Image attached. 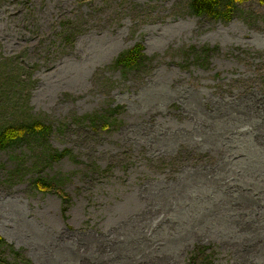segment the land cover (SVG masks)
<instances>
[{
	"label": "rangeland",
	"instance_id": "1",
	"mask_svg": "<svg viewBox=\"0 0 264 264\" xmlns=\"http://www.w3.org/2000/svg\"><path fill=\"white\" fill-rule=\"evenodd\" d=\"M189 1L0 2V53L21 61L27 67L24 74L33 75L34 82L25 84L31 113L54 125L55 147L70 148L77 156L43 172L69 177L65 186L73 205L64 214L59 198L29 188L27 177L22 180L25 170L8 174L26 156L0 153V234L23 248L34 264H111L100 250L102 241L91 237H115L118 233L112 230L122 222L154 207L141 198V186L157 179L177 184L182 193L169 213L173 221H181L178 235L193 229L206 234L200 243L217 245L207 250L214 252L215 264H239L241 245L235 246L236 240L243 234L264 235V149L254 146L253 132L246 131L252 120L205 116L206 128L201 118L191 119L171 107L178 101L192 110L200 101H233L248 85L260 89L264 4L244 3L232 21L224 22L190 15ZM137 43L155 57L151 73L134 82L132 75L107 70ZM193 47L219 51H211L209 67H203L193 63ZM119 104L126 108L119 116L126 122L122 130L90 125ZM184 128L191 143L197 138L201 147L215 143L216 148L210 155L180 160L175 134ZM94 160L104 168L114 164L107 173L95 172L81 181V172ZM191 172L195 175L189 176ZM180 174L181 181L173 182ZM241 195L249 198L245 206L236 205ZM160 231L149 229L162 239L173 230L168 224ZM166 246L177 247L172 242ZM259 249L249 258L264 264V247ZM123 253L115 264H131L132 253Z\"/></svg>",
	"mask_w": 264,
	"mask_h": 264
},
{
	"label": "trees",
	"instance_id": "2",
	"mask_svg": "<svg viewBox=\"0 0 264 264\" xmlns=\"http://www.w3.org/2000/svg\"><path fill=\"white\" fill-rule=\"evenodd\" d=\"M2 0H0L1 2ZM251 0H190L187 4V9L190 15L196 17H207L216 21L230 22L239 12V6ZM264 4V0H261ZM204 48H192L193 63L198 66L209 67L211 51H219ZM155 57H150L145 52V46L137 43L133 48L122 53L114 62L106 68L108 71L119 70L122 76H134L132 81L141 80L145 75L151 73L154 69ZM260 79L264 81V68L262 69ZM27 67L18 60L8 58L0 53V153L14 151L20 153L25 159L21 162H16L8 171V174L13 177L25 170L22 180L27 177L26 183L29 188L35 193L43 195H54L61 201L62 212L68 213L73 205V197L69 193L65 182L69 177L50 176L43 174L47 169H52L57 163L65 159L77 158L74 151L70 148H57L52 143V137L56 133L53 124L44 121L43 119L34 116L31 113L29 101L31 92L25 93V84L27 81H32L33 75H25ZM244 83L243 78L239 80ZM197 104L192 110L174 101L171 107L180 109L186 117L201 118L205 122L206 128L208 124L205 121V116L215 119H227L228 117L237 118L244 117L252 120V125L246 131L253 132L254 146L264 149V83L260 89L254 88L252 85L248 87L233 101L213 102ZM126 111L123 105H117L110 109L109 113L100 115L99 119H91L90 125L93 127L102 126L104 129L122 130L126 126L124 119H119V116ZM86 121V119H84ZM154 130V128H152ZM189 130L179 129L176 132L178 145L175 146L178 158L181 160L186 158L190 160L191 156L196 155L207 156L214 150L215 143H211L208 147H201L199 140L196 138V144H193L192 139H188ZM190 149V150H189ZM198 149V151H195ZM192 150V151H191ZM194 150V151H193ZM195 153V154H194ZM199 153V154H198ZM194 154V155H193ZM81 157V156H79ZM149 159V157H148ZM18 160V154L15 156ZM174 162V161H173ZM171 161V164L173 163ZM175 163V162H174ZM181 163V162H180ZM114 162L108 163L106 168L94 160L91 168H84L81 172V181H84L90 174L95 172L107 173L112 169ZM180 172V171H179ZM197 172V171H196ZM191 172L189 176L195 175ZM188 176V175H186ZM185 176V177H186ZM182 175H176L173 182L181 181ZM179 183V182H178ZM151 185V186H150ZM150 185L141 186V191L145 192L141 198L150 200L154 207H149L146 211L137 214L130 218L129 222H122L116 230L117 236H106L102 234V239H97L96 236L91 237L93 242L102 241L103 248L101 252L105 253L108 261L115 264L118 259H122L124 251L132 253L131 264H215L214 252L207 253L208 249H217V245H202L207 235L199 233L196 229L189 230L186 234L178 235V230L181 229V221H173L169 213L173 211L172 204L175 197L182 195L177 184L170 186L164 184L161 180H152ZM159 191L150 193L155 187L159 186ZM78 192L82 193V186H79ZM147 193V194H145ZM241 201L236 205L245 206V200L249 199L241 195ZM157 204H159L157 206ZM172 223V224H171ZM171 225L173 230L168 238H156V234L161 233L166 228V225ZM248 226H251L248 224ZM184 227V226H183ZM124 228V230H122ZM151 229L153 232H149ZM159 229V230H158ZM158 230V231H157ZM177 231V232H176ZM126 232L124 239L120 236ZM128 235V236H127ZM172 242L177 247L175 250H167L166 244ZM195 246L192 250L191 247ZM235 246H240L237 251L239 264H257L250 256L254 252H261L260 246L264 247V235L248 236L243 234L234 243ZM101 260V259H99ZM250 262V263H249ZM0 264H34L28 258L23 248H18L14 243H9L7 239L0 234Z\"/></svg>",
	"mask_w": 264,
	"mask_h": 264
}]
</instances>
